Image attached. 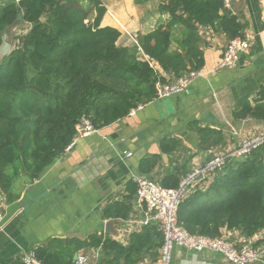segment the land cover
Listing matches in <instances>:
<instances>
[{
	"label": "trees",
	"instance_id": "1",
	"mask_svg": "<svg viewBox=\"0 0 264 264\" xmlns=\"http://www.w3.org/2000/svg\"><path fill=\"white\" fill-rule=\"evenodd\" d=\"M106 2L4 0L0 4V46L6 35L15 45L0 61V192L7 202L19 199L18 180L33 183L66 152L82 115L98 128L108 126L155 99L156 82L167 80L162 72L171 79L202 69L201 28L214 27L228 41L245 36V25L224 0H160L157 12L170 20L138 36L155 67L138 56L137 46L118 45L117 28L101 25ZM149 2L134 0L137 6ZM249 97H240L234 117L264 121V77L254 103ZM192 125L205 148L225 142L221 130ZM179 144L165 138L160 145L163 152L171 153ZM158 160V154L142 158L140 174L155 178L152 171ZM181 178L175 172L159 181L175 188ZM136 193L137 183L132 180L124 196L104 206L103 218H130ZM178 222L191 233L209 237L238 230L247 240L264 230V143L242 157L230 158L208 188L184 198ZM163 242L159 226L149 224L132 232L127 243L110 234H91L86 239L54 238L34 251L45 264H74L75 254L90 248L100 249L97 264H138L145 259L155 262ZM262 242L254 244L258 247Z\"/></svg>",
	"mask_w": 264,
	"mask_h": 264
},
{
	"label": "crops",
	"instance_id": "2",
	"mask_svg": "<svg viewBox=\"0 0 264 264\" xmlns=\"http://www.w3.org/2000/svg\"><path fill=\"white\" fill-rule=\"evenodd\" d=\"M159 2L151 0L145 6H137L134 0H108L101 25L121 32L118 45L135 48L134 36L139 38V34L166 25L170 20L169 15L157 12ZM229 9L245 25L244 34L251 44L236 67L218 68L228 42L225 33L211 26L201 28L205 65L185 92L155 98L135 114L81 138L33 183L26 178L18 180L16 189L20 197L16 201L7 202L0 192L4 211L0 264H25L22 257L26 252L54 238L86 239L91 234H110L127 243L130 234L142 228L139 220L143 217V205L136 200L137 195L130 218L110 220V233L106 232L109 220L103 218L102 211L111 199L127 193L129 182L140 174L142 158L159 155L152 171L157 180L175 172L183 177L196 164L208 159L209 150H226L237 145L240 137L264 132V121L234 117L240 97L249 94L254 103L264 77V0H231ZM112 13L120 18L123 28H119ZM9 43L6 35L0 46L4 55L10 52ZM137 54L145 59L142 48ZM195 122L197 127L221 130L225 142L205 148L192 125ZM165 138L177 139L180 144L171 153L163 152L160 144ZM124 151L132 152V156L126 157ZM227 233L236 242L250 240L256 244L264 240V230L247 240L238 230ZM96 253L100 256V249L81 250L78 255H88L92 262L88 264H97ZM152 263L145 259L138 264ZM171 264L230 263L211 250L196 252L176 247Z\"/></svg>",
	"mask_w": 264,
	"mask_h": 264
},
{
	"label": "built area",
	"instance_id": "3",
	"mask_svg": "<svg viewBox=\"0 0 264 264\" xmlns=\"http://www.w3.org/2000/svg\"><path fill=\"white\" fill-rule=\"evenodd\" d=\"M226 8L231 7V0H224ZM112 16L119 28L122 27L120 18L112 13ZM24 30L22 32H26ZM138 49H141L137 36H134ZM250 39L246 36H236L230 39L223 51V56L218 68H234L238 65L242 55L250 49ZM13 48L10 49L13 50ZM145 60L150 61L151 65L157 67L148 54ZM201 70V69H200ZM200 70H190L189 72L177 77L167 78L166 81L156 82V98H167L175 94L185 92L191 83L197 78ZM143 104L133 108L129 114L133 115L142 108ZM75 134L66 151L74 147L78 141L99 130L87 115H82L76 123ZM264 143V132L255 133L250 136L240 137L237 145L226 150H209V157L203 163L196 164L191 171L186 173L175 188L165 187L155 178L144 174L134 177L137 183L138 201L143 205V217L139 224L143 227L149 224H157L163 232L164 242L160 250V257L152 264H171L173 251L176 247L186 248L196 252L211 250L220 253L224 260L230 264H256L263 261L264 245L255 246L252 241L238 242L230 239L225 234L220 237H209L201 234L189 232L178 222V210L181 201L197 190H205L214 180L216 173L233 157H242L253 149ZM126 157L132 156V152L124 151ZM4 211L0 206V227L3 224ZM97 259L98 254H94ZM22 261L25 264H45L36 255L34 250L26 252ZM76 264L90 263L88 255H78ZM97 262V260H96ZM92 263V262H91ZM95 264V263H93Z\"/></svg>",
	"mask_w": 264,
	"mask_h": 264
},
{
	"label": "water",
	"instance_id": "4",
	"mask_svg": "<svg viewBox=\"0 0 264 264\" xmlns=\"http://www.w3.org/2000/svg\"><path fill=\"white\" fill-rule=\"evenodd\" d=\"M136 200H138V197L136 196ZM112 227V221H108L106 224V232L110 233L111 232V228ZM78 258V253L75 254L74 259L76 260Z\"/></svg>",
	"mask_w": 264,
	"mask_h": 264
},
{
	"label": "rangeland",
	"instance_id": "5",
	"mask_svg": "<svg viewBox=\"0 0 264 264\" xmlns=\"http://www.w3.org/2000/svg\"><path fill=\"white\" fill-rule=\"evenodd\" d=\"M108 1V0H107ZM107 3V2H106ZM124 3H126V2H124ZM4 43V42H3ZM8 46H9V49H11V48H13V44H11V43H9L8 44ZM5 55H4V53H3V49L2 50H0V61L2 60V58L4 57ZM156 179V178H155Z\"/></svg>",
	"mask_w": 264,
	"mask_h": 264
}]
</instances>
